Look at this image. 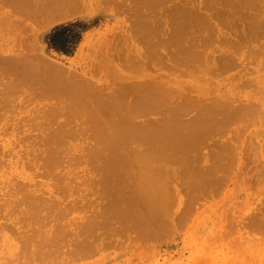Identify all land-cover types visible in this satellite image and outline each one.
Listing matches in <instances>:
<instances>
[{"label":"bare ground","instance_id":"1","mask_svg":"<svg viewBox=\"0 0 264 264\" xmlns=\"http://www.w3.org/2000/svg\"><path fill=\"white\" fill-rule=\"evenodd\" d=\"M4 1H6L7 5L10 4L12 6L11 9H14V11L10 10V13L12 11V13H17L20 16L22 14V16H24L26 18V19L23 18L24 20L29 21V19H30L31 22L33 20H35V18H36V20L38 19V23L36 22L37 23L36 25H39L38 27H40V26L42 27L44 25H50V24H53L55 22L66 20L65 18H67L68 16H70V15L72 16L73 14L79 12L80 10L81 11L84 10V9H81L83 7V5H82V2L80 3L79 0H4ZM105 1L108 2V5H106V6L110 7L109 6V5H111V4H109L110 2L108 0H105ZM135 1H137V4L138 3L141 4L140 6H142V8L144 7V9H145L147 7L148 9L146 10V12H148V10L150 9L148 13H151V15H153L152 13H154V14L156 13V11L158 10L157 9L158 7L161 9V7H160L161 4L166 2L167 4L165 3L163 5H164V7H166V6L168 7V3H169V0H135ZM177 1H178L177 3L179 4V0H177ZM187 1H189V0H187ZM193 1L194 0H192L191 2H193ZM203 1H202V4L204 3ZM215 1L216 0H214V4H215ZM222 1H223V3H220L219 1L218 2L221 5L225 4L227 6L225 8H228V9H227V11H224V10L218 11L222 7L219 6L218 4H216L215 6H219L221 8L217 9L215 7V9H216L215 12L218 11L219 14H216L217 12L215 13L214 10H212L216 15V17H213V19L214 18L220 19V17H222V19H220V20L225 21L227 18L233 17L232 15L229 16L230 13H233L232 10H234L235 12L236 11L239 12V15H240V13H243L244 11L247 12V9L249 10V8H253L254 12L256 11L255 16H253L251 13L252 16L250 15L251 16L250 17L246 13L249 18L247 21V17H246L245 22H248L250 24L249 26L246 25L249 29V31H248L249 33L247 32V30H246V32L248 34H250L251 37H255V38L257 36L259 37L261 35H264V3L260 2L259 0L258 1H256V0H221V2ZM107 2H106V4H107ZM184 2L189 3L186 1H184ZM207 2H208V0H207ZM207 2H205L206 6H207ZM210 2L211 1H209L208 4ZM124 4H125V2H124ZM137 4H135V5L137 6ZM176 4H175V6L179 7V5H176ZM189 4H191V3H189ZM195 4H196V2H195ZM135 5H133V6H135ZM197 5L198 4H196V6L194 5V7L196 8ZM121 6H124V5H121ZM172 6H174V5H172ZM172 6H170L169 8H171ZM182 6H180L181 9H180V7L177 9L175 7H173V8H171L172 10H170V12H169L173 16L175 14V17L172 16L173 18L170 19L171 23H173V25L171 27V29L173 28V30H172L171 34L168 33L170 35H168V38L166 39V41L162 40V39L159 40L157 37V33L160 34V31H162V28H163V30H165V28H164V26L159 27L160 26L159 23H157L159 25L158 26L155 23L156 21H154V19L153 20L151 19L152 17L155 18L154 17L155 15H153L151 17H150V15H147V17H150V18H146V16H143V17H141V20L138 22V24H137V22H136V24H137V27H138L139 32L141 34V37L139 35V37L142 40L141 42H143L145 44V47H147L148 51L150 50L152 52V54H154L153 56H155V53L158 51L159 47L163 48L162 46H165L167 48L168 46L169 47L172 46V52L173 53L169 52V54L171 53V55L175 57V59L177 60V65H178V62H179V64H182V67L184 64V66L187 67L188 72H190V68H191L192 70L194 69L192 72L196 74L198 71L196 72L195 68L197 70L200 68L199 72H201V70H204V69H202V67L204 65L203 62L205 60L207 61V58L212 57L213 51L210 52V54L211 53L212 54L210 57H208V52L210 51V49L212 50L211 47L213 46V43H212L213 41H210V39H209L210 36L208 38L207 30L209 29L210 30L209 33H211V32L213 33V30H212L213 26H211L212 23H210V24L207 23L208 20H206V19H208V17L205 18L206 16L202 17V15H203L202 13L198 14V13L193 12L194 10H192V8H193L192 6H191L192 11L191 10L188 11L187 8H186L187 10L184 9L185 6L184 7H182ZM188 6H190V5H188ZM210 6L213 7L212 4ZM114 7H115V5H114ZM9 8H10V6H9ZM83 8H85V7H83ZM125 8H127V7H125ZM138 8H140V7H138ZM204 8H205V6H204ZM206 8H208V7H206ZM225 8H222V9H225ZM140 9H139V11L136 10V13H137V11L141 12L142 10H144V9H142L140 11ZM155 9H156V11H155ZM230 10H231V12H229ZM167 12H168V10H167ZM237 12L235 13L236 16H237ZM132 13H133V11H132ZM135 14L132 16L135 17ZM141 14L144 15L143 11ZM141 14L138 13V16ZM168 15L169 14H167V16ZM199 15H200V17H199ZM235 15H234V17H235ZM168 17L171 18V16H168ZM223 17H226V19L225 18L223 19ZM234 17L232 19H235ZM165 18H166V16L164 17V20H165ZM203 18H205V20ZM239 18H240V16H239ZM150 19L152 20V22L153 21L154 22L151 23ZM168 19H166V20L168 21ZM232 19H229L226 22H228V21L231 22ZM136 20L138 21V19H135V21ZM172 20L174 22H172ZM35 21H33L34 25H35ZM242 21H243V18H242ZM229 22H228V25L230 26ZM40 23H42V25ZM164 23H166V22H164ZM167 23L165 25H167ZM171 23L169 22V24H171ZM233 24H232V26L235 27ZM225 25L228 26L227 24H225ZM239 25L240 24H238V26ZM223 27L225 28V26H223ZM226 28H228V27H226ZM205 29H206V31H204ZM201 31L206 33V35H207L206 39L204 38V36H202L203 38L201 36H199V34L201 35V33H203ZM226 31H227V29H226ZM31 32H32V30H31ZM164 32H161V33H164ZM230 33H231V31H230ZM236 33H237V30H236ZM241 33H243V32H241ZM162 36H164V35H162ZM166 36H167V34H166ZM20 37H21L20 41H18V42H15L16 41V39H15V41L13 43L9 42V41H8V43H5V42L0 43V77L2 78V81H3V79H4V81H5V79L7 81V82H5L6 85L4 84V81H3V86L5 87V90H4V87L2 86V82H0L1 86H2V87H0V93L2 95V96L0 95V97L2 98L3 95L5 94L4 95L5 98L3 99V102H0V108L3 107L4 104L6 105L9 102L12 103L13 98L14 97L16 98V96L21 95V93H23L22 91H24L25 89H26L25 92L27 90L30 92L29 93L27 91L28 92V93L26 92L27 96L25 95L28 98L30 97L29 98L30 101L31 100L34 101V99H37V100H40V101H38L39 105H41L40 102L44 103V104L42 103L43 106L40 107V110L36 114H34V116H33L34 119L31 118L33 113L32 114L30 113L31 117H28L29 120L32 119V120H34V122L37 123V124L35 123L37 126L36 127L35 124L33 122H31L34 125L33 127H36V128L39 127L38 130L40 133H37V136H38V137L36 136L37 139L33 140L35 138L34 135H36L35 133L33 134V139H32L34 141V144H32V145L34 146L35 144H37L36 146H39V147L37 149H34V150H33V148L36 146H34L33 148L30 147V149H27V150H30V152H28L29 154L31 153V151H33L35 153V155L32 152L31 154H33L32 155L33 157L30 155L31 158L30 157L27 158L26 155L29 156V154H27V152H26V155L24 154L26 159L24 158L25 160L23 161V162H25L27 169H29V170L31 169V171L34 170V174H33V172L31 173V174H33V176H35L34 179L36 177L38 179H39V177H41V179H39L38 181H37V179H35L36 180L35 181V180H33V178H31L30 181H28L27 178L30 177L31 175L30 176L25 175V177H24L25 182L23 183L21 181L22 182L21 183L20 181H18L19 184L17 183V181L12 179V182H10V183L7 182L8 185L5 184L6 188L8 186L7 189H9V187H10V190L9 191L7 190L8 194L6 193L7 195L6 194L4 195V193H3V195H2V196H4L3 199H2V196H0V221L4 220L3 217H4V215H6V212L4 214H3V212L7 209L6 211H8L7 215L9 217L7 215H6V217H7V219L9 218V220H12L13 224L10 222L9 223L11 225H14V227H13L14 229L12 228V230L13 231L15 230L14 233H16V235L14 233H13V235H15L17 238L19 237L18 239H20V247H19L20 251L19 252L20 253L22 252V255L24 257V259H20V257H19L20 260H24V261L26 260L24 262L26 264H31L33 262V260H35V259L36 260L32 264H35L36 261L40 262V260H41L40 264L42 263L43 260L44 261L49 260V264H51V262L53 264H55V262H60L59 260H60V258H62V256L60 257V255H62V254H60V252H62L60 250L63 247L64 248L66 247L65 249L67 250V254L68 253L70 254L71 250H70V252H68V251H69V246H71V244H72V246H74V249L72 252H74V255H75V253H77L75 255L76 257L78 254L80 256L82 255L81 257H83V255H88L92 251H93L92 253L94 254V247L96 246L95 245L96 243L94 241H95V239L97 240V238L100 236L99 231L101 230V228H103L102 230H104V228L107 229L110 225V228L112 229V227L115 224H117V222H121L123 224L125 223V226L127 224V226L129 225L133 230L137 229L138 233L136 232V234H138V236H139V233H140L142 236V238H140V239L138 238L139 240L143 241V236H146V240H147V238H151V240H152L153 239L152 236H154V235L156 236L157 234L165 233L170 226V221L172 220V218H171L172 212L171 211H173L172 209L175 208L174 204L177 203V202H175V198L176 199L179 198V196L174 198V193H173L174 191L171 188V186L174 183L180 184L179 187L182 186V190H184L185 194H187L188 196H190L194 200L193 202L195 204H196V201H195L196 199H198L197 202L199 203V199H202L199 197H201L202 195L204 196V194L207 195V193L209 194L208 188L211 187L214 190L218 189V187L217 188L213 187V185H215L216 183H217L216 184L217 186L219 185V180L222 181V179L217 178V174L220 173L221 170H222V173H223V171H224V173H226V172L228 173L229 172L228 170L233 167V166L231 167V164H229L230 166H228V164H226V167L228 166V168H227L228 170L226 169L227 171L225 172V169H223V168H226V167L223 166L222 163L223 162L226 163L225 161H228L229 159L224 158L226 160L223 162L221 161L223 159V157H225V155H224L225 153H227L229 155V153L226 152V151H228V146H226L228 144L226 143L225 146L222 144L224 147L220 146V144H219V146L221 148H219L217 146V149L218 148L222 149V151H225V153L220 152L221 150H219V149L217 150V151H219V153H216L214 151V153H213L214 157L211 156V160L213 159L215 161V159H216L215 163L212 160L213 161L212 163H214V165H211L208 167L206 166L205 168L202 167V165H201V160H204V156L201 159L199 157V155L196 156L193 154H194V152L197 154V150L199 151L201 149L200 147L203 144H205L208 137H211L212 134L215 133L214 135H216L217 131H218L217 132L218 134H222V132L226 133L227 132L226 129H228L229 127L225 128V129H223V128L226 127V125L229 122H232L234 120L233 124L235 125V123H237V124L239 123L238 119H240V121L242 122V118H245V117L248 118L247 116H253L252 118H255V116H254L256 114L255 105L252 106L251 105L252 103H249L251 106H248V107L243 106L241 108V105H240V107H238V108L235 107L236 109H234V106H236V105L233 106V105H231L230 102H228V101L226 102L225 100H223V101L217 100V102L215 104L213 102L212 104H209V105H206L204 103L205 104L204 105V104L200 103L199 100L196 101L197 98L194 97L195 100L193 101V100H191L192 97L191 98L189 97L190 98L189 99V98H187V96H186L187 100L185 98L186 101L183 102V99L180 98L183 103L176 104V103H179V100H178L179 98H178L177 102L174 105L173 93L175 94V98H176L177 97L176 95H180L177 93V92H179V90L177 91V90H174L172 87H168L167 83H163V82L161 83L160 81L159 82L158 81H152L151 78L149 79L151 81L147 80V81L139 82V83L134 82L132 84H130V83L129 84L128 83L123 84L122 83L121 87H117L118 89H115L114 92L110 93L112 91V90L109 91L111 89V87H110V89H108L109 87L106 88L105 85H103L104 86L103 87V86L98 84L99 82L97 83V82H94L92 80H88L89 78L87 79V77H85V76L84 77L86 79L82 78L83 76L82 77L78 76L77 74H76L77 75L76 76L73 73H71L72 71L69 74V72H67V69L65 70V68H63V67H62L63 68L62 69L61 66L60 67L57 66L58 64L55 65V62H54V64H52L51 63L52 61L51 62L46 61L45 57H44L45 58L44 59L42 57V55H39V51H37V50L33 51L31 48L28 49L26 47H23L24 43L27 42V44H28V41L25 42V39H23V38H26V37H24L23 34H21ZM188 37H190V38H188ZM213 37L214 36H212V39H213ZM258 37H257V39H258ZM136 38H137V36H136ZM219 38H220V36H219ZM242 38H244V37L242 36ZM236 39H237V37H236ZM245 39L247 40L248 37ZM27 40H30V39H27ZM215 40L216 39L214 38V42H216ZM239 40L241 41L242 39H239ZM33 41H34V39H33ZM222 42H224V41H222ZM232 42H235V41L232 40ZM10 43H12V45H14V47L11 49V53L9 52L10 53L9 56L6 57L5 55L8 54L7 49L9 47H11V46H8V44H10ZM30 43H32L31 44L32 48L36 44L35 43L33 45V42H29V44ZM211 43H212V46L211 45L209 46V44H211ZM226 44L229 45V44H231V42L230 43L228 42ZM243 44H244V42H243ZM35 46H37V45H35ZM229 46L233 47L234 45H229ZM235 46H237V48H239V49L241 48V46L238 44ZM206 47L208 48V51L206 50L207 49ZM202 48L204 50H202ZM237 48H236V50H237ZM176 49H178V50L176 51ZM4 51L6 52V54H4ZM113 54H114V57L120 56L118 53H116V54L113 53ZM109 55H110V53H109ZM126 56L127 55H125V57ZM157 56L158 55L156 53V56L154 58L157 59L160 55L158 57ZM132 57H131V55H129V57H127L125 59V65L127 67L129 66V69L133 70V68H135V67L139 68L141 66V64L143 63V61L140 60L142 62V63H140L139 61H137L135 58L133 59ZM124 58H122V61ZM149 58H152V57L149 56ZM214 58L215 57H213V59ZM228 58L229 57L225 58V61H224V59H223V61L221 60L222 62H224V65H225V62L228 60ZM213 59L211 58L212 62H213ZM96 60H97V58H96ZM119 60H120V57H119ZM152 60H153V58H152ZM176 60H175V62H176ZM143 64H144V67L145 66L147 67V62H144ZM231 64L232 63H230V65ZM103 65L105 66V63ZM215 65H217V64H215ZM215 65H212V66H215ZM221 67L224 68L222 65H221ZM102 68H101V70H102ZM111 68L112 67L109 68V72H110V70H114V72L112 71L110 73L112 75H115V77L117 78V72L115 71V69H111ZM141 68L142 67H140V69ZM209 68H211V71L213 72L212 69H214V67L213 68L209 67ZM105 69L108 70L106 67H105ZM207 69H208V67H207ZM207 69H205L204 71L207 72ZM133 71H135V70H133ZM198 73H197V75H198ZM202 73H204V72H202ZM223 74H224V72H223ZM119 77H121V76H119ZM112 79H114V78H112ZM95 81H97V80H95ZM122 81H123V79H122ZM111 84H112V81H111ZM111 84H110V86H112ZM116 84L115 85L113 84L115 86V88H116ZM188 87L189 86H187V88ZM187 88H184V89L187 90ZM107 89L109 92L107 91ZM188 90H190V89H188ZM28 94L29 95L31 94V95L29 96ZM172 95H173V98H172ZM25 96H23V97L26 98ZM31 97H32V99H31ZM130 97H132V98H130ZM183 97H184V95H183ZM0 101H1V99H0ZM224 101H225V103L223 104ZM35 102L37 103L36 100H35ZM196 102H198V103H196ZM33 103H31V104H33ZM13 104L14 103H12L10 106L11 109H12ZM31 104H30V106H31ZM232 104H233V101H232ZM195 105L198 106V108H195ZM245 106H246V104H245ZM21 107H22V105H21ZM193 107H194V109L199 110V112H200L199 116H197L196 119H195V117L192 118V120L190 119V121L184 120L185 118L183 119V116L184 115L186 116V114H188L187 112H190L191 109L193 110ZM36 108H37V106H36ZM2 110H4V109H2ZM198 110H196V111H198ZM157 113H160V114L164 113L165 117L163 116L164 119H162V121L161 120L160 121L153 120L151 118L153 121L152 122L151 120L149 121V119H150L149 118L147 122H144V119L141 122L140 121L136 122V119L138 120V117L144 118L147 115H151V114L159 115ZM35 115H36V117H35ZM188 115H190V114H188ZM17 118H18V116H17ZM26 118L27 117L25 116V119ZM236 120H237V122H236ZM258 120H259V118H258ZM262 122H264V121L262 120ZM20 126L21 127H19V128L23 127L22 124ZM27 127L28 126H26V128ZM9 129H10V127H9ZM222 129H223V131H221ZM38 130L36 129V132H38ZM6 132H7V130H6ZM219 132H221V133H219ZM19 134H21V133H19ZM82 136H86L85 138H87V140H85V141H88V139L90 141V143H89V141L87 142L88 144H90V146L87 147V149L84 145L83 146L85 148L84 147H83V149L81 148L82 153H84L83 150L84 151L88 150V152H85V154H84L88 157V158L86 157V159H88L86 162L88 164H91V166L90 165H88V166H90L91 169H94V171L92 170L94 172V174L98 173L99 177L101 175V177H100L101 182L99 181V179L96 182V179H95L96 177L94 175H92L89 171V175L91 174L92 176L95 177V178H92L91 175H90L91 177H89V178H92L91 184L93 185V187H91V188L96 192H100V190H102L101 194H103L104 199L107 200V203H106L107 206L106 205L101 206L102 209L104 207V209H105V210L103 209L104 212L106 211L104 217L107 214V218H106L107 221L105 220L106 221L105 224H107L106 225L107 227L104 226V224H103L104 222L102 220L101 221L103 223L100 222V220H98L100 215H102L103 211L100 213L101 208L98 209L97 206H96V208L99 210V212H98V210L93 211L91 213L92 214L91 217H88L86 222L84 219V217L87 218L86 216H84L82 218V221L84 219L83 223L80 222V220H81L80 215L82 216L83 214L79 215L80 220L76 219L79 222L78 221L74 222V220L69 221L70 223L67 222V218H70V217H67V214H69V211L71 212L73 209V212H74V210L76 208H78L79 206L81 207V204L83 202L84 203L88 202V201H86L88 196L86 195L87 197H85L86 198L85 199L83 196L84 193L83 194L79 193L81 190L79 191L78 185L75 186L74 188H72V184L77 183L78 179L81 177V175L77 174V176L78 177L80 176V177L77 178V182H76L77 176H75V174H76L75 170L76 169L78 170L76 165L80 164L79 161H81V158L83 156H82V154L81 155L76 154L77 151H76V147L74 145V142L76 140H79L78 139L79 137L81 139ZM239 136H241V135H239ZM27 138H29V137H27ZM31 138H32V136L30 137V139ZM19 139H21V137ZM82 140H83V138H82ZM72 142H73V144H71ZM79 143H80L79 145H82L81 141ZM82 143H83V141H82ZM207 144L208 143H206L205 145H207ZM214 146H216V145H214ZM248 146H250V145H248ZM232 147H235V146H232ZM232 147H231V149H232ZM250 148H253V147L250 146ZM255 149L256 148L254 147V151H255ZM10 152L12 153V151H10ZM229 152L232 155V152L231 151H229ZM250 152H251V149H250ZM199 153L201 154V152H199ZM255 153H256V151H255ZM205 154H207V152ZM231 155L229 156V157H231L230 159H232ZM32 158H34V159L32 160ZM21 159H23V158H21ZM6 161L8 164V159ZM6 161H5V164L3 163L5 166H6ZM18 162L20 163V161L15 162V164H16L15 167H17V168H18V166L22 167L21 164L17 165ZM82 162L83 161H81V163ZM228 162L230 163V160ZM13 164L11 166V164L9 163V166H11V167L8 166L9 169L10 168L12 169V167L14 168L15 164L14 165ZM23 165H24V163H23ZM256 165L259 166V164H256ZM83 166H84V162H83ZM88 166H86V167L88 168ZM78 167H80V166L78 165ZM81 167H82V165H81ZM0 171H1V169H0ZM23 172H25V170ZM230 172H231V170H230ZM22 174H25V173H21L18 175L20 177H22L21 176ZM8 175H9V173H8ZM84 175H85V173H84ZM44 178H46L49 181L44 182ZM85 178H87V177H85ZM87 180H89V179H87ZM49 182H50V184H49ZM12 183L13 184L17 183L18 185L14 186V185H12ZM212 183H213V185H212ZM78 184H79V182H78ZM221 184L222 183L220 182V185ZM9 185H11V186H9ZM84 185H85V183H84ZM97 185L99 186V188H98V189H100L99 191L97 189V187H98ZM11 187H12V189L14 188L13 191H12ZM86 187L88 188V186H86ZM173 187H174V185H173ZM1 188L2 187H0V189ZM6 188H5V190H6ZM174 188L178 189V185L176 184ZM171 189H172V191H171ZM3 190H2V192H3ZM72 190H74V191H72ZM210 191H213V190L211 189ZM96 192L92 191V193H96ZM76 193L80 194V197ZM89 196H92V194H89ZM93 196H94V194H93ZM103 196H101V197L103 198ZM95 197H97V196H95ZM204 197L207 198L206 196H204ZM208 197H209V195H208ZM80 200H84V201L81 202V204H80L79 203ZM87 200H89V199H87ZM91 200H92V202H90V203H93V199H91ZM98 200H100L101 204H104L101 202V199H98ZM193 202H191V203L193 204ZM200 202L202 203L203 201H200ZM192 204L191 205H190V203H189V205L186 204L187 208L184 207V210L186 211L187 209H189L188 206L191 207ZM195 204H193V205L195 206ZM175 205L179 206V203H177ZM194 206H193V208H194ZM11 207H12V210H14V212L10 210ZM90 207H91V205H90ZM88 208H89V206H88ZM54 209H58L59 211L54 210ZM79 209L81 210V212L83 211V209L81 207V208H78V210L76 209V212L79 211ZM67 210H68V212H67ZM184 210H183V214L181 213V215H183V216H184ZM56 211H58V213H56ZM186 212H188V210ZM77 213H76V218H77ZM261 213L263 214V216L260 214H257V215L259 217H261V216L264 217L263 209H262ZM2 215H3V217H1ZM185 215H187L186 216V218H187L188 214L186 213ZM10 216H11V219H10ZM6 217H4V218H6ZM256 217L257 216H255V218ZM179 218H180V216H179ZM179 218L177 220H179ZM186 218L182 217L181 219L184 220ZM100 219L104 220L103 217H101ZM254 219H253V223H252V220L250 219L251 224L253 225L252 228L254 231H256L257 228L260 231V228L262 229L261 226H264V222L262 221V219L264 220V218H256V220H254ZM258 219H261V220L259 221ZM113 221H116V223H113ZM182 221H181V223H182ZM246 221H247V219H246ZM111 222L113 223V225H111L112 224ZM176 222H175V224H176ZM242 222H243V219H242ZM121 223H119V224H121ZM173 223L174 222H172V224ZM235 223H236V221H235ZM4 224H6V222ZM7 224L6 225L1 224L0 227L2 228V226H3V229H4V227H5V229H7V228H9ZM119 224H118V226H119ZM245 224L246 223H244V225ZM251 224H249V225H251ZM11 225H9V226H11ZM6 226H7V228H6ZM73 226H74V228L72 229ZM125 226L123 225L122 227L124 228ZM240 226H241V224H240ZM130 227H128L127 229H131ZM240 228H242V227H240ZM70 229H72V230H70ZM125 229H126V227H125ZM8 230L9 229H7L6 232H10ZM244 230H245V228H244ZM115 231H116V229H115ZM127 231H129V230H127ZM106 232H107V230H106ZM250 232L248 233L246 231V234L249 238L247 236L246 237L244 236V237L250 240V241H248L249 245L251 246L250 249L252 248L253 256L256 257L259 253L261 254L262 250L264 251V239L261 242L260 241L256 242L257 239L256 240L254 239L255 241H253V239L252 240L250 239V235H249V234H251ZM262 232H263V230L261 231V233ZM117 233H119V232H117ZM240 235H241V233H240ZM253 235H255V233ZM263 236H262V238H263ZM101 237H103V236H101ZM260 237H261V235H260ZM155 239H157V237ZM259 240H260V238H259ZM148 241H150V240L148 239ZM7 242H8V240H7ZM106 242H105V244H106ZM68 243H69V246H68ZM243 243H244V241L242 242V244ZM248 243H245V245L248 246ZM65 244L68 246V248ZM242 244L240 246H244ZM63 245H65V246H63ZM3 246H4V244H3ZM13 247H14V245H13ZM16 247L17 246H15V248ZM248 248H249V246H248ZM62 250H64V249H62ZM204 253H205V251H204ZM235 253L233 250V254H235ZM67 254H66V256H67ZM205 254H207V253H205ZM237 254L238 253H236V255ZM233 256L236 257L235 255H233ZM204 257H205V255H204ZM229 257H231V256H229ZM54 258H56L57 261H56V259L54 260ZM209 258H212V257L209 256ZM215 258L217 259V257H215ZM17 259H18V257H17ZM37 259H39V261ZM51 259L54 262L51 261ZM67 259H69V258H67ZM261 259H262V257H261ZM241 260L244 261L243 258L239 259V261H241ZM217 261H219V260H217ZM220 261H222V260H220ZM237 264H239V263H237Z\"/></svg>","mask_w":264,"mask_h":264},{"label":"rangeland","instance_id":"2","mask_svg":"<svg viewBox=\"0 0 264 264\" xmlns=\"http://www.w3.org/2000/svg\"><path fill=\"white\" fill-rule=\"evenodd\" d=\"M79 1H80V3L82 2L83 7H85V8H83V7L81 8L84 10H82V11L80 10L79 12L73 14L72 16L71 15L68 16L67 18H65L66 20H62V21L55 22V23L50 24V25H44L42 27L41 26L38 27L39 25H36L38 23V19L36 20V18H35L36 21L33 20V21H35V25H34V22L32 21L33 22L32 23L30 19H29V21L24 20L23 18H25V17L22 16V14L20 16L17 13H12V11H14V9H11L12 6L9 3H8L9 5H7L6 1L0 0V5H1L0 6V43H3V42L8 43V41L13 43L15 41V39H16L15 42H18V41H20V38H21L20 35L23 34V36L26 37V38L22 37L23 39H25V42L28 41V44H29V42H33V45L35 43H36L35 45H37V46L34 45V47H33L34 49H33L32 45H31L32 43H30L28 45L26 42V43H24L23 47H26L28 49L31 48L33 51H36V50L39 51V55H42L43 58L45 57L46 61H50V62L52 61L51 62L52 64H54V62H55V65L58 64L57 66H59V67L61 66V68L63 67V68H65V70L67 69V72H69V74L72 71L71 73H73L74 75L77 74L80 77L83 76L82 78H84V79H86L85 77H87V79L89 78L88 80H92V81L97 82V83L99 82L98 84L101 86L105 85L106 88L109 87L108 89H110V87H111V89L109 91H111V90L112 91L110 93L114 92L115 89H118L117 87H121L122 83L123 84L124 83L125 84H127V83L132 84L134 82L139 83V82H144L147 80L151 81V80H149L151 78L152 81H158V82L160 81L161 83L162 82L167 83L168 87H172L174 90H177V91L179 90V92H177V91L176 92L180 95H176L177 96L176 98H175L174 93H173L174 98L172 95L174 105L177 102L178 98H179L178 99L179 103H176V104L183 103L189 97L190 98L192 97L191 100H193V101L195 100V98H197L196 101L199 100L200 103H202V104L205 103L206 105L212 104L213 102L215 104L217 102V100H221V101L225 100L226 102L227 101L230 102L231 105H233V106L236 105V106H234V109H236L235 107H237V108L240 107V105H241V108L243 106L248 107L251 105L252 106L255 105L256 114L254 115L255 118H252L253 116H247L248 118H246V117L242 118V122L240 121V119H238L239 123L238 124L235 123V125L233 124L234 120L232 122H229L226 125V127L223 128V129H225V128L229 127L228 129H226V131H227L226 133L222 132V134H218L217 133L218 131H217L216 135H214L215 134L214 133V134H212L211 137H208V139L205 142V144L208 143L207 145L203 144L204 146L202 145L200 147L201 149L199 148L200 150L199 151L197 150V154L194 152L193 155H196V156L199 155V157L201 159L204 156V160H201V165H202V167L205 168L206 166L208 167V166L214 165L216 159H215V161L212 159L214 161V163H212L213 161L211 160V156L214 157V155H213L214 151L216 153H219V151H217V150L219 148H221L220 146H223V145L225 146L227 143L228 145H226V146H228V151H226V152H228L229 155L227 153H225V151H222V149H219V150H221L220 152L225 153V154L223 153L225 155V157H223V159L221 161L223 162L226 159H229L230 163L228 162L229 161L228 160V161H225L226 163L223 162L225 165L223 163H222V165L226 167V164H228V166H230L229 164H231V167L232 166L233 167L229 170L227 169L228 166L226 168H223V169H225V172L227 170L229 172L224 173V171H223V173H222V170H221L220 173L217 174V178L222 179V181L219 180L218 186L216 185L217 183L216 184L214 183L215 185H213V183H212L213 187L214 188L218 187V189L214 190L211 187L208 188L209 194L208 193H207V195L204 194V196H206L207 198H205L202 195L199 198H202L203 200L199 199V203H198L197 202L198 199H196L195 200L196 204L193 202L194 200L190 196L185 194L184 190H182V186L179 187L180 184L176 183L178 185V189L174 188L176 185L174 183L173 184L174 187L172 185L171 188L174 191L173 192L174 198L179 196V198H177V199L175 198V202L179 203V206L175 205L177 203L174 202L175 208L177 207L176 209L175 208L172 209L174 212L171 211L172 212V214H171L172 220L171 221L174 223L172 224V222L170 221V226L165 233H163V234L161 233V234H157L156 236L155 235L152 236L153 237L152 240H151V238H147V240H146V236H143V241H142V240H139L140 238H142L141 234L139 233V236H138V234H136V232H137L136 228H135L136 230H133L129 225L127 226V224H126V226H125V223L123 224L121 222H117V224H115L113 227L111 226L112 229L110 228V225H109V227L107 229L104 228V230H102L103 228H101L100 231L98 230L100 236L98 235L99 239L97 238V240L95 239V241H94L96 243V244L94 243L96 246L94 247V254L92 253L93 251L88 254L90 257L88 255H83V257H81L82 255L80 256L79 254L76 257L75 255L77 253H75V255H74V252H72L74 249V246H72V244H71V246H69V243H68V246H69L68 252H70V250H71L70 254L69 253L67 254V250L65 249L66 247L65 248L63 247L62 249H64V250H62V249L60 250V251H62V252H60V254H62V255H60V257L62 256V258L59 257L60 262H55V264H60V263L61 264H237V263H239V264H262L263 263L264 264V257H263L264 251L262 250L261 254L259 253L256 257H254L252 248L250 249L251 246L248 243V241H250V240L245 238L247 236L246 231L248 233L251 231L250 233L252 235L254 233L256 235V236L255 235L252 236L251 234H249L251 240L253 239V241H255L257 239L256 242L257 241L261 242L264 239V236H263L264 235L263 234L264 233V226H261L262 229L260 228V231L258 228L256 231H254L252 228L253 225L251 224V220L253 223V219L255 218V216H257L256 218H264V217H262L263 214L261 213L262 209H263V213H264V122H262V120L264 121V35H261L259 37L257 36L258 39H257V37L256 38L251 37V35L248 34L249 29L247 27L250 24L248 22H245L246 17H247V21H248V18H249L248 16H250L251 13L253 16H255L256 11L254 12L253 8H249V10L247 9V12L244 11L243 12L244 14L240 13V15H239V12L236 11L237 16H238L237 17L235 15L236 12L234 10H232L233 13H230L229 16L232 15L234 17V15H235V17H234L235 19H232L233 17L232 18L230 17L227 19H226V17H223V19L225 18L226 20L222 21V20H220V19H222V17H220V19L219 18L213 19V17H216V15H215L216 12H217L216 14H219L218 11H221V10L227 11V9H228V8H225V7H227L225 4H222L224 7L220 4V3H223V1L221 2V0H216L215 4H214V0H208V2L211 1L210 3L213 5V7L210 6L211 5L210 3L208 4L207 0H204V1L203 0H194L196 2V4H198L197 5L198 8L194 7V5L196 6V4L194 1L191 2L192 0H189V1L179 0V4L177 3L178 2L177 0H175V1L169 0L168 7L166 5H165L166 7H164V5H163L166 2L160 5L162 10L157 6L158 7L157 11L159 13L155 9L156 13L155 14L152 13L153 15H155L154 16L155 18L152 17L151 19L152 20L154 19V21H156L155 22L156 24L159 23L160 26L157 24L159 27L164 26V28H165V30H163V28H162V31L159 30L160 34L157 33V37L159 40L162 39V40L166 41V39L168 38V35H170L172 30H173V28L171 29L173 23H171L170 19L175 17V14L173 16L169 13L170 10H172L171 8H173V7H175L177 9L183 5L182 7L185 6L184 9L187 8L188 11L191 10V8L193 7L192 8V10H194L193 12L198 13V14L202 13L203 14L202 17H205V16H206L205 18L208 17V19H206V20H208L207 23L208 24L212 23L211 26H213V28H214V29L212 28L213 33L212 32L209 33L210 32L209 29L207 30V33H208V38L210 36V38H209L210 41H213L212 43H213L214 47L212 46V43L209 44V46L210 45L212 46L211 47L212 50L210 49V51L208 52V57H210L211 54L213 53L211 58L213 59V57H215L214 58L215 60L213 59V62H212L211 58H207V61L205 60L204 61L205 63L203 62L204 65L202 64L203 67L202 66L201 67L204 70L207 69V67H208L207 72L204 70H201V72H199L200 68L198 70L195 68L196 72L197 71L199 72V73L197 72L198 73V75H197V73L195 74L192 72L194 69L192 70L190 68V72H188V69H187V67L184 66V64H183V67H182V64H179V62L177 65V60L175 59V57L172 56L171 53L169 54V52H172V46H170V47L168 46L167 48L165 46H162L163 48L159 47L158 51L156 53L158 56L159 55L160 56L159 57L157 56L159 59L158 58L155 59L154 57L156 56V53H155V56H153L154 54H152V52L150 50L148 51L147 47H145V44L143 42H141L142 41L140 38L141 34L139 32L137 24L141 20V17L146 16V18H150L151 16H153V15H151V13H148L150 9L148 10V12H146V10L148 9L146 6H145L146 7L145 9H144V7L142 8V6H140L141 4L138 3L139 4L138 5L137 1H135V0H132V1L131 0H121V1L120 0H118V1L117 0H108L110 2L109 4H111V5H109L110 7L106 6V5H108V2L105 0H79ZM184 1L189 2L191 4L185 3ZM202 1L204 2L203 4H202ZM256 1H258V0H256ZM259 1L264 3V0H259ZM106 2H107V4H106ZM124 2H125V4H124ZM205 2H207V6L205 5ZM135 4H137V6ZM175 4L179 5V7L175 6ZM216 4H218L222 8H225L226 10L222 9L219 6H215ZM114 5H115V7H114ZM121 5H124V6H121ZM133 5H135V6H133ZM172 5H174V6H172ZM188 5H190V6H188ZM9 6H10V8H9ZM170 6H172V7L169 8ZM204 6H205V8H204ZM125 7H127V8H125ZM138 7H140L141 9ZM206 7H208V8H206ZM215 7L217 9H219V8H221V9H219L218 11L215 12V10H216ZM165 8L166 9L168 8L167 9L168 12ZM139 9H140V11L142 9L145 10V11L142 10L144 15L141 14L142 11L138 12ZM180 9H181V7H180ZM10 10H12L11 13H10ZM136 10H138L137 13H136ZM212 10H214L215 13ZM132 11H133V13H132ZM229 12H231V10ZM138 13L141 14L142 16L141 15L138 16ZM246 13L248 14V16ZM134 14H135V17L132 16ZM167 14H169L168 16H171V18L168 17ZM147 15H150V17H147ZM165 16H166V18L164 20ZM239 16H240V18H239ZM199 17H200V15H199ZM205 18H203V19L205 20ZM242 18H243V21H242ZM135 19H138V21L137 20L135 21ZM151 19H150V21H151V23H153L154 21L152 22ZM166 19H168V21ZM229 19H232L231 22L228 21L230 26L228 25V22H226ZM173 20H172V22H174ZM136 22H137V24H136ZM164 22H166V23L168 22L167 25H165L166 23H164ZM169 22L171 24H169ZM231 23L232 24L234 23L233 25L235 27H233ZM40 24L42 25V23H40ZM225 24H227L228 26H226ZM238 24H240V25L238 26ZM223 26H225V28ZM226 27H228V28H226ZM30 29L32 30V32ZM226 29H227V31H226ZM236 30H237V33H236ZM246 30L248 33L246 32ZM204 31H206V29ZM230 31H231V33H230ZM161 32H164V33H161ZM201 32H203V31H201ZM241 32H243V33H241ZM165 33L167 34V36ZM168 33H170V34H168ZM203 33H201V35L199 34V36H201V37L204 36V38L206 39L207 35L205 32H203ZM210 34L212 36H214L213 39H212V36ZM245 34L246 35L248 34V35L246 36ZM139 35H140V37H139ZM162 35H164V36H162ZM136 36H137V38H136ZM219 36H220V38H219ZM242 36L244 38H242ZM236 37L238 40L236 39ZM247 37H248V39L246 40L245 38H247ZM188 38H190V37H188ZM214 38L216 39L215 41L217 43L214 42ZM27 39H30V40H27ZM33 39H34V41H33ZM231 39L235 42H232ZM239 39H242V40L240 41ZM222 41H224V42H222ZM225 42L226 43L231 42V44H229V45H234V46L238 44L241 46V48L239 49V48H237V46L231 47L228 44H226ZM243 42H244V44H243ZM12 43L8 44V46H11L7 49L8 54H6V52L4 51V54H6L5 55L6 57L9 56V54L11 53V49L14 47V45H12ZM222 44L223 45L225 44L226 46L225 45L223 46ZM236 48H237V50H236ZM177 50L178 49H176V51ZM202 50H204V49L202 48ZM206 50L208 51V48ZM211 51H213V52L210 54ZM109 53H110V55H109ZM113 53H115V54L118 53L120 55L119 56L120 60H119V57H114ZM125 55H127V56L125 57ZM129 55H131V57L133 56L132 58L133 59L135 58L140 63H142L141 61H143V63L147 62V67L146 66L144 67V64L142 63L140 66V67H142L141 69H140V67L139 68H137V67L133 68V70H135V71H133L132 69H129V66L127 67L125 65V59L127 57H129ZM149 56L152 57L153 60H152V58H149ZM227 57H229V58H228V60L226 59L227 61L225 62V65H224V62H222V61H223V59L225 61V58H227ZM96 58H97V60H96ZM122 58H124L123 61H122ZM174 59L176 60V62ZM104 63H105V66L103 65ZM230 63H232V64L230 65ZM215 64H217V65H215ZM212 65H215V66H212ZM221 65L224 68H222ZM105 67L108 70H106ZM110 67H112L111 69H115V71L117 72V78L118 79L115 77V75H112L110 73L112 71L114 72V70H110V72H109ZM209 67H212V68L214 67L215 70L212 69L213 70V72H212L211 68H209ZM101 68H102V70H101ZM202 72H204V73H202ZM223 72H224V74H223ZM119 76H121V77H119ZM112 78H114V79H112ZM122 79H123V81H122ZM0 80H1L0 82H2V86H3L4 79H3V81H2V78ZM95 80H97V81H95ZM111 81H112V84H111ZM5 82H7L6 79L4 81V84L6 85ZM110 84L112 86H110ZM113 84L114 85L116 84V88ZM2 86L0 83V87H2ZM187 86H189V87L187 88ZM183 87L187 88V90L184 89ZM108 89H107V91H108ZM188 89H190V90H188ZM4 90H5V87H4ZM25 90L22 91L23 93L20 92L21 93V95H19L20 97L16 96V98L18 97L17 99L15 97L13 98L12 103H14V104L12 106V109L10 107L12 104L11 102H9L6 105L4 104V106L0 108V112H1L0 113V115H1L0 116V140H1L0 141V146H1L0 147V154H1L0 155V162H1L0 163L1 164L0 165V169H1V171H0V187H2L1 188L2 190L3 189L5 190V188H6L5 184L8 185V183L12 182V179L17 181V183H18V181H20V182L22 181L24 183L25 182V180H24L25 175H29V176L31 175L30 177L27 178L28 181H30L31 178H33V180L37 179V181L39 179H41V177H39V179L37 177L34 179V177H35V176H33L34 170L31 171V169L30 170L27 169V166L25 165V162H23V161L26 159L25 158L26 152H27V154H29L28 152H30V150H27V149H30V147L33 148L34 146L37 145V144H35L33 146L32 144H34L33 140L37 139L36 138L37 133H40L38 130L39 127L36 128L37 123L34 122V120H32V119H31L32 121L29 120L28 117H31V114L33 113L32 117H31V118H33L34 114H36L40 110V107L43 106L42 105L43 102H40L41 105H39L38 101H40V100L34 99V101H32V100L30 101V99H29L30 97L29 98L26 97L27 93L29 91L27 90L28 92L26 91L27 92L26 93ZM182 94L184 95V97ZM0 95H1V93H0ZM4 95L2 98L0 97V99H1L0 102H3V99L5 98ZM23 96H25L26 98H24ZM186 96H187V98H186ZM130 98H132V97H130ZM180 98L183 99V102ZM185 98H186V100H185ZM31 99H32V97H31ZM35 100L37 101V103L35 102ZM225 101L223 102V104L225 103ZM232 101H233V104H232ZM198 102H196V103H198ZM31 103H33V104H31ZM249 103H252V104L250 105ZM30 104H31V106H30ZM245 104H246V106H245ZM21 105H22V107H21ZM36 106H37V108H36ZM195 108H198V106L195 105ZM2 109H4L5 111ZM196 110H198V109H194V107H193V110L191 109L190 112H187L190 115H188V114H186V116L184 115L183 119L185 118L184 120H186V121H190V119L192 120V118H194V117L196 119L200 113L199 110L198 111H196ZM157 114H159V115L151 114V115H147L146 117L143 116L144 118L138 117V120L136 119V122L137 121L141 122V121H143V119H144V122H147L149 118H150L149 121L150 120L152 121V119L157 120V121H160V120L162 121V119H164V117H165L164 113H162L163 115L160 113H157ZM16 115L18 116V118ZM25 116L28 119L27 118L25 119ZM35 117H36V115H35ZM258 118L260 121L258 120ZM31 122H33L34 124L36 123L35 124L36 127H33L34 125ZM236 122H237V120H236ZM18 123L20 125L22 124L23 127L19 128L21 126ZM25 125L28 127L26 128ZM9 127H10V129H9ZM5 129L7 130V132ZM36 129L38 130V132H36ZM223 129L221 131H223ZM19 133H21V134H19ZM34 133L36 135H34L35 138L33 139ZM219 133H221V132H219ZM239 135H241V136H239ZM31 136H32V138L30 139ZM20 137L22 140L19 139ZM27 137H29V138H27ZM85 137L86 136H82L81 139L79 137L78 138L79 140H76L74 142V145H75L76 151H77L76 154L77 155L82 154V156H83L82 157L83 159L81 157L80 158H81V161L84 162V166H83V162L81 163V161H79L80 164L76 165L78 170L77 169L75 170V173H76L75 176H77V174H78V175H81V177L82 176L83 177L81 178L79 176L81 178L80 179L77 176L76 182H77V178H79L78 179L79 184H78V182L73 183L74 185L72 184V188H74L75 186L78 185L79 191L81 190L79 193H82V194L84 193L83 194L84 198L88 196L87 199H89V200H87L85 198L86 201H88L86 203L83 202L84 200L79 201L80 204H81V202H83L81 204V207L83 209L82 212L80 209H79V211H77L78 213L76 212V209L78 210V208H81L79 206L78 208H76L74 210V212L72 209L71 212L69 211V214L66 213L67 217H70V218H67L68 223H70L69 221H71V220L72 221L74 220V222L78 221V220H80V217H81L80 222L83 223L84 219L86 222L88 217H91V215H92L91 213L93 211L98 210L99 208L102 209L101 206H104L107 203V200H105L103 194H101L102 190L98 189L99 184L97 185L98 186L97 189H98V191L100 190V192H96L91 188V187H93V185L91 184L92 183L91 179L96 177L95 178L96 182L98 179L100 181L101 175L99 177L98 173L95 172L96 174H94V172H93L94 169H91V167H90L91 164H88L86 162L88 159H86L87 156L84 154H85V152H88V150L87 151L83 150L84 153H82V151H81L84 146L86 147V149H87V147L90 146V144L87 143L89 141V139H88V141H85V140H87V138H85ZM82 138H83V140H82ZM80 141H81L82 145H79ZM82 141H83V143H82ZM89 143H90V141H89ZM71 144H73V142ZM219 144H220V146H219ZM214 145H216V146H214ZM248 145H250L253 148H250V146H248ZM217 146L219 147L218 149H217ZM232 146H235V147H232ZM38 147L39 146L34 147L33 150L37 149ZM231 147L233 150L231 149ZM254 147L256 148L255 149L256 153L254 151ZM250 149H251V152H250ZM10 151H12V153ZM229 151L232 152V155L230 154ZM32 152L33 151H31V153ZM199 152H201V154ZM206 152H207V154H205ZM31 153L29 154V156L26 155L27 158L30 157V155L31 156L33 154L35 155L34 152H33V154H31ZM230 155L232 156V159H230L231 158V157H229ZM21 158H23V159H21ZM224 158H226V159H224ZM5 159L6 160L8 159V164H7V161ZM33 159L34 158H32V160ZM5 161H6V166L4 165ZM14 161L15 162L20 161V163L18 162L17 165L21 164L22 167H19V166H18V168L15 167L16 164ZM21 161L24 163V165ZM9 163L11 164V166L14 163L15 165L14 164L13 165H14L15 169L13 167H12V169L11 168L9 169V167H11V166H9ZM256 164H259V166ZM78 165L80 167H78ZM81 165H82V167H81ZM88 165H90V166H88ZM86 166H88V168ZM24 170H25V172H23ZM230 170H231V172H230ZM89 171L95 177L90 174L92 176V178H89V177H91L89 175ZM32 172H33V174H31ZM83 172L85 173V175ZM8 173H9V175H8ZM21 173H25V174H22L21 175L22 177H20L18 174H21ZM85 177H87V178H85ZM45 179L46 178H44V182L49 181V180H47V179L45 180ZM87 179H89V180H87ZM50 182H49V184H50ZM220 182L222 183L221 185H220ZM17 183L16 184L12 183V185L16 186L19 184V183L18 184ZM84 183H85V185H84ZM9 186H11V185H9ZM86 186H88V188ZM12 187H11V189H12ZM7 188H8V186H7ZM7 188L5 191L3 190V192L0 189V193H1L0 196H2L3 193L5 195L7 193V190L8 191L10 190V187H9V189H7ZM172 189H171V191H172ZM211 189L213 191H210ZM13 190H14V188L12 189V191ZM72 191H74V190H72ZM92 191L96 192V193H92ZM76 194H78V193H76ZM89 194H92V196L94 194V196L93 197L89 196ZM78 195L80 197V194H78ZM208 195H209V197H208ZM95 196H97V197H95ZM101 196H103V198ZM3 198H4V196H2V199ZM97 198L101 199V202L104 204H101L100 200H98ZM91 199H93V203H90V202H92ZM200 201H203V202L201 203ZM191 202H193V204H195V206ZM189 203H190V205L192 204V206L191 207L188 206L189 209H187L188 212H186L187 210L185 211L184 207L187 206L186 204L189 205ZM90 205H91V207H90ZM88 206H89V208H88ZM96 206L98 209L96 208ZM193 206H194V208H193ZM101 209H100V213L103 211L102 212L103 216L100 215L98 220H100V222L103 221L104 223L103 222L102 223L104 224L105 227H107L106 226L107 224H105L107 221L106 220L107 214L104 217L106 211L104 212V210H105L104 207H103L104 210L103 209L101 210ZM6 210L3 212V214L6 212V215H7L8 211H6ZM10 210L14 212V210H12V207ZM54 210H58V209H54ZM183 210H184V216L181 215V213L183 214ZM58 211H56V213H58ZM67 212H68V210H67ZM98 212H99V210H98ZM185 212L188 214L187 218H186L187 215H185L186 214ZM76 213H77V218H76ZM80 214H83V215L81 216ZM257 214H260L262 216L259 217ZM6 215H4V217H6ZM79 215H80V217H79ZM84 216H86L87 218H85ZM179 216H180V218H179ZM1 217H3V215ZM4 217H3L4 220L0 221V226H1V224L6 225L8 223L7 225L9 228H7V226H6V228L9 229L8 231H10V232H6L7 229H5V227H4V229H3V226H2V228L0 227V240H1L0 241L1 242L0 243V245H1L0 246L1 247L0 248V264H23L26 260L25 261L20 260V259H24L22 252L21 253L19 252L20 251V248H19L20 247V239H18L19 237L17 238L15 236L16 235V233H14L15 230L14 231L12 230V228L14 227V225L10 224V223H12V220H9V218L7 219V217L6 218H4ZM83 217H84V219L82 221ZM101 217H103L104 220L100 219ZM182 217L183 218L185 217L186 219L183 220V219H181ZM178 218H179V220H177ZM256 218L254 220H256ZM10 219H11V216H10ZM76 219H78V220H76ZM242 219H243V222H242ZM246 219L248 222L246 221ZM258 220L260 221L261 219H258ZM181 221H182V223H181ZM235 221H236V223H235ZM237 221L238 222L240 221L239 223L241 224V226ZM262 221L264 222L263 219H262ZM5 222H6V224H4ZM175 222H176V224H175ZM113 223H116V221H113ZM113 223L111 225H113ZM119 223H121V224H119ZM244 223H246V224L244 225ZM118 224H119V226H118ZM249 224H251V225H249ZM9 225H11L12 227ZM123 225L126 227V229H125V227L124 228L122 227ZM239 226L242 228H240ZM128 227H130L131 229H127ZM73 228H74V226L72 227V229ZM244 228H245V230H244ZM72 229H70V230H72ZM115 229H116V231H115ZM106 230H107V232H106ZM127 230H129V231H127ZM262 230H263V232L261 233ZM117 232H119V233H117ZM13 233L15 235H13ZM240 233H241V235H240ZM260 235H261V237H260ZM101 236H103V237H101ZM262 236H263V238H262ZM154 237L155 238L157 237L158 240L155 239ZM259 238H260V240H259ZM148 239L150 241H148ZM7 240H8V242H7ZM243 241H244V243L242 244ZM105 242H106V244H105ZM245 243H248L249 248H248V246L245 245ZM3 244H4V246H3ZM241 244L244 246H240ZM13 245H14V247H13ZM65 245H63V246H65ZM15 246H17V247L15 248ZM68 246H67V248H68ZM233 250H234V253L236 252L238 254L237 255H236V253L233 254ZM204 251L207 254H205ZM66 254H67V256H66ZM204 255H205V257H204ZM233 255H235L236 257H234ZM209 256L212 258H209ZM229 256H231V257H229ZM260 256L262 257V259ZM17 257H18V259L20 257V259H19L20 261L17 259ZM215 257H217V259ZM67 258H69V259H67ZM242 258L244 259V261L243 260H241L242 262L239 261V259H242ZM55 259L56 258H54V260ZM35 260H33L32 263H34ZM37 260L39 261V259H37ZM217 260H219V261L222 260L223 262L222 261L219 262ZM51 261H53V260L51 259ZM56 261H57V259H56ZM40 262H41V260H40ZM40 262L36 261L35 264H40ZM24 264H26V263H24ZM41 264H49V260H47V261L43 260ZM51 264H53V263L51 262Z\"/></svg>","mask_w":264,"mask_h":264}]
</instances>
